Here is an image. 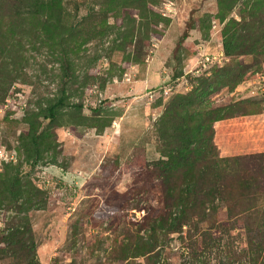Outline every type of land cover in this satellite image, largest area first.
<instances>
[{
  "label": "rangeland",
  "instance_id": "rangeland-1",
  "mask_svg": "<svg viewBox=\"0 0 264 264\" xmlns=\"http://www.w3.org/2000/svg\"><path fill=\"white\" fill-rule=\"evenodd\" d=\"M257 1L233 0L222 21L232 0H34L21 11L0 0V152L16 154L0 171V251L26 228L33 264H146L121 259L139 243L154 248L153 264H264L261 239L232 229L224 206L221 227L200 223L191 238L187 228L151 238L147 227L164 210L171 105L209 85L182 117L264 107V60L234 58L241 81L219 91L220 66L201 61L225 55V26ZM247 122L259 136L260 122Z\"/></svg>",
  "mask_w": 264,
  "mask_h": 264
},
{
  "label": "trees",
  "instance_id": "trees-1",
  "mask_svg": "<svg viewBox=\"0 0 264 264\" xmlns=\"http://www.w3.org/2000/svg\"><path fill=\"white\" fill-rule=\"evenodd\" d=\"M5 1L12 3L11 6L18 11L34 5V0ZM235 3L232 0V5L225 11L221 7L224 11L222 21L233 10ZM243 10L239 22L232 20L225 26L224 52L228 62L215 74L218 91L241 81L244 73V70L240 71L241 64L238 63V71L232 73L234 58L252 56L256 64L264 60V0L252 4L250 9L245 4ZM222 76L228 79L224 81ZM208 87L193 90L186 100L178 99L166 111V123L174 127V133L164 137L166 168L159 169L164 210L158 222L147 226L150 228L149 237H155L158 232L166 236L177 234L187 228V235L191 238L193 233L198 232V225L207 222L210 227L219 228L217 217L224 206L223 215L226 214L232 223V229L241 225L246 232L261 239L264 245V153L221 157L214 142L215 123L239 116L259 115L264 112L263 104H259L258 113H249L237 102L225 110L204 109L201 121L191 118L190 113L188 117H182V113L188 112L186 107L193 106V100L201 101ZM48 118L54 122V108L49 110ZM32 135L33 140L39 136L37 132H32ZM24 230L23 235L29 229ZM23 235L7 241V249L0 251L1 264L8 258L17 261V264H33L34 255L26 244L31 238L25 240ZM4 240H0V245ZM153 250L144 243L127 245L121 259L146 257V264H153Z\"/></svg>",
  "mask_w": 264,
  "mask_h": 264
},
{
  "label": "crops",
  "instance_id": "crops-1",
  "mask_svg": "<svg viewBox=\"0 0 264 264\" xmlns=\"http://www.w3.org/2000/svg\"><path fill=\"white\" fill-rule=\"evenodd\" d=\"M242 120H246V122L243 123ZM247 120H258V122H260L261 125L258 130L259 136L253 134L252 129L249 131V129L245 128L246 125L251 123H248ZM233 122H240L239 125L241 127L238 129L232 128ZM214 128V141L222 157L249 155L252 152H256L252 151L256 150L254 147L264 148V112L259 115L239 116L228 120H222L215 123ZM233 132L239 134L238 139L235 141L231 138L232 134H234ZM252 138L254 139V143L252 142ZM260 153H264V149Z\"/></svg>",
  "mask_w": 264,
  "mask_h": 264
},
{
  "label": "built area",
  "instance_id": "built-area-1",
  "mask_svg": "<svg viewBox=\"0 0 264 264\" xmlns=\"http://www.w3.org/2000/svg\"><path fill=\"white\" fill-rule=\"evenodd\" d=\"M217 56V57H216ZM212 57L203 56L201 61L203 66L218 65L220 67L224 66L228 62V58L224 54H218ZM207 68V67H206ZM206 68L204 70H206ZM9 105L6 103L0 106V118H2L8 111ZM16 160V154H9L5 151L0 152V171L2 170L4 164H8Z\"/></svg>",
  "mask_w": 264,
  "mask_h": 264
}]
</instances>
